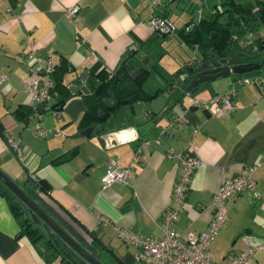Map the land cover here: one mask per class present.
Here are the masks:
<instances>
[{"label":"crops","instance_id":"1","mask_svg":"<svg viewBox=\"0 0 264 264\" xmlns=\"http://www.w3.org/2000/svg\"><path fill=\"white\" fill-rule=\"evenodd\" d=\"M223 1L214 3L211 13ZM235 1L250 5L260 0ZM205 4H208L206 0H172L155 11L172 24L175 23L171 17L179 20L180 24H175L174 33H177L193 24L196 7L198 18H204ZM70 6L78 7L74 20L65 18ZM150 11L149 0H17L15 6L8 0H0V76L8 75L0 84L4 92L3 99L0 97V169L18 185L29 173L45 180L48 188L43 195L54 210L80 230L66 214L67 210L83 228L111 248L123 264H136V248L122 242L116 228H128L144 236L162 235L161 219L164 211L173 206L174 185L180 173L178 153H190L200 160L190 177L183 209L172 224L181 234L208 227L213 215L214 192L246 166L257 165L253 179L256 188L264 193V87L237 84L238 74L217 78L193 95L185 96L181 105L174 102L178 91L173 94L166 90L159 94L168 99L162 114L150 119L144 112L135 116L128 112L124 126L115 123L113 129H105L103 123L100 133L81 135L87 129H83L85 122H80L90 97L88 92L71 91L70 86L76 85L78 90L84 86L89 91L87 77L82 80L81 76L84 73L89 76L94 65L97 71L104 67L115 71L131 55L151 56L154 48L161 46L162 37L150 28ZM188 13H191L189 20ZM26 34L35 42L39 61L44 60L47 48L52 44L56 47L54 76L61 88L55 95L64 96L65 101L54 106L58 101L54 96L47 104L37 107L44 111L43 126L61 128L60 136L40 139L25 128L32 123L31 119L24 122L13 114L19 106L30 104L22 80L28 70ZM251 37L255 41L263 39L261 19L254 22ZM178 38L184 53L201 56L197 47L190 48ZM236 43L239 46L238 40ZM236 55L240 57L238 54L230 57ZM183 58L170 69L159 64L166 72L173 73L182 67L187 56ZM149 60L153 62L151 57ZM60 64L63 67L57 69ZM149 81H153L152 85L147 84L152 90L163 88L166 83L158 75ZM232 85L237 89L234 109L226 115L216 118L209 111L192 107L195 98L208 100ZM53 111H58L59 116ZM176 115H183L185 121L174 128L171 122ZM133 132L135 137L128 139ZM8 138L19 139L26 147L22 161L8 147ZM145 141L149 142L148 147L139 162H133L135 149ZM167 150L173 151V157H166ZM109 159L133 167L127 184H103ZM227 213V221L209 246L217 264L229 263L232 255L247 248L243 236L254 247L264 240V205L252 190L228 200ZM100 217L108 223H103ZM18 233V222L6 197L0 193V264H50L52 260L47 262L37 246ZM103 253L111 256L107 251ZM247 264H264V249H256Z\"/></svg>","mask_w":264,"mask_h":264},{"label":"built area","instance_id":"2","mask_svg":"<svg viewBox=\"0 0 264 264\" xmlns=\"http://www.w3.org/2000/svg\"><path fill=\"white\" fill-rule=\"evenodd\" d=\"M170 1L172 0H149L151 10L149 25L153 32H171L174 29L167 18L155 11L163 3ZM64 14L67 20H74L78 15V7L70 6ZM24 42L27 48L25 60L28 66L27 75L22 79L25 91L29 94L31 104L44 103L52 98L54 87L52 74L55 65L56 47L52 44L47 48L44 60L39 61L34 40H31L26 34ZM238 42L240 47L249 45L252 52L258 50V45L253 42L251 32H248ZM7 78L8 75L1 74L0 84ZM235 79L237 84H253L258 87H264V69L261 68L238 74ZM236 92L235 85H232L225 92L215 94L208 100L195 98L193 106L209 111L212 116L220 118L234 109L233 98L236 96ZM53 112L54 115L59 116L58 111ZM28 119H31L32 123L25 128L40 139L47 138L49 135H62V130L59 127L48 128L43 126V113L35 106L32 107V112ZM184 121L183 115H177L174 116L171 123L175 128V126L182 125ZM6 143L14 152L16 158L22 161L26 147L21 144L20 140L8 138ZM148 144L149 142L145 141L137 146L133 155V162H139L140 156L148 147ZM165 154L168 158L174 155L172 150H167ZM176 156L180 166V173L174 185L173 206L164 211L161 219L162 235L160 237L144 236L131 229L117 227L118 238L122 242L136 248L134 255L138 262L147 264H217L209 246L227 221V201L234 199L245 190H252L254 197L264 205V193L256 188V183L253 179V173L257 165L252 164L244 167L238 175L220 184L212 197L213 215L205 230L199 232L189 231L181 234L172 228V224L178 219L179 211L183 209L184 200L189 189L190 177L199 166L200 160L190 153H178ZM132 168V166H122L114 159H109L106 171L102 176L103 184L108 185L112 182L127 184L132 176ZM29 177L35 178V175L29 173ZM100 219L103 223H108L104 217H100ZM242 239L247 244V248L237 255H232L227 264H247L256 249H264V240L259 246L254 247L249 243L247 237L243 236Z\"/></svg>","mask_w":264,"mask_h":264},{"label":"trees","instance_id":"3","mask_svg":"<svg viewBox=\"0 0 264 264\" xmlns=\"http://www.w3.org/2000/svg\"><path fill=\"white\" fill-rule=\"evenodd\" d=\"M8 2L11 6H15L17 0H8ZM225 18L228 19L226 25L222 23ZM258 19H261L264 23L263 0L250 3V5L238 3L235 0H224L219 6L217 5L214 7L210 19L200 22L199 26L194 24L190 32H187V30L184 31V29L177 30V34L185 39L190 48L197 47L204 56L214 55L219 58L230 57V54L228 53L230 48H235L237 44L236 40L239 41L248 32H251L254 28V22ZM212 32L213 35H211ZM234 35H236L237 39H234ZM231 39L232 42H230ZM253 42L258 45L257 51L252 52L249 45L244 47L238 46V55H240L242 62L260 63L261 68H263L264 37L259 41L253 40ZM162 52L163 51L161 50L153 62L150 63L149 61L146 65L142 63V58L131 55L126 61H123L115 71L107 70L105 67L97 71L94 69V65L88 73L89 76H86L90 102L88 103L87 109L80 122V124L85 122L83 129L93 127L92 132L95 130L97 133H100L102 131L101 124L106 123L115 110L128 107L136 102L151 101L158 97L160 93L174 86L176 78L183 71L184 62H182V67L178 70L173 73H168L163 66L159 64ZM246 53L250 55V58H242L246 56ZM141 66H143L145 70L140 72L136 77H133V70ZM62 67L63 66L60 64L57 66V69ZM153 75H158L166 81L163 88L152 90L147 86L148 81ZM52 76L55 83L52 95L58 99L54 106H61L65 101V97L53 94V91L57 92L61 87L58 85V78L54 76V70ZM109 99H113L116 102V108L109 107L105 104V100ZM99 110H102V113H99ZM30 112L31 106L23 105L14 110L13 114L19 120L26 122ZM97 125H99V127H97ZM20 187L31 200H33L60 227H62L63 230H65L78 244L96 259L100 260L99 254L103 251H107L117 264H123L111 248L105 245L92 232L83 228V226H81V224L77 222L67 210L64 211L80 230L82 229V231L87 233L89 236L88 239L81 234L79 229L76 230L72 224L68 223L54 210L43 195L48 188L45 180L30 178L28 176ZM0 193L6 197L10 210L18 222V236L25 235L34 245L37 246L40 254L47 262L60 258L65 264H90L71 248L61 236L51 229L1 180Z\"/></svg>","mask_w":264,"mask_h":264},{"label":"water","instance_id":"4","mask_svg":"<svg viewBox=\"0 0 264 264\" xmlns=\"http://www.w3.org/2000/svg\"><path fill=\"white\" fill-rule=\"evenodd\" d=\"M193 12V22L201 21L204 18H198V8ZM192 29V28H191ZM161 37H166L170 32L159 33ZM213 35V34H211ZM232 42V39L230 40ZM184 58L181 57V60ZM185 61V62H184ZM183 62V71L178 75L175 81V85L168 88L170 93L178 91L174 102L179 105L182 104V100L185 96L193 95L200 89L210 85L214 80L220 77L227 76L229 74H242L245 72H251L259 70L261 68L260 63L251 62H238V57H223L219 58L214 55L204 56L201 53L200 57H194L187 55V59ZM149 62V57L144 56L142 63L146 65ZM144 67H138L132 72V76L136 77L140 72L144 71ZM87 74L84 73L81 76L82 80H85ZM71 91H78L87 93L86 87L81 86L78 90L76 85L70 86ZM165 95H160L151 101H140L128 107L115 110L105 123V129H113L115 123L119 126H124L127 122V115L135 116L137 113L144 112L150 119L162 114V109L167 102ZM105 104L109 107L116 108V102L113 99L105 100ZM102 113V110H99ZM101 127V126H100ZM102 129V127H101ZM93 131V127H89L81 135L90 134ZM0 180L12 190L24 203H26L51 229H53L62 239H64L71 248H73L81 257H83L90 264H103L100 260L96 259L89 252H87L80 244H78L62 227H60L44 210H42L33 200H31L22 188L14 182L5 172L0 169Z\"/></svg>","mask_w":264,"mask_h":264},{"label":"rangeland","instance_id":"5","mask_svg":"<svg viewBox=\"0 0 264 264\" xmlns=\"http://www.w3.org/2000/svg\"><path fill=\"white\" fill-rule=\"evenodd\" d=\"M206 1H207L208 4L204 5L203 16H204L205 19H208V18L210 19L212 17V14H213V12L211 13L213 4L216 3L218 0H206ZM190 14L191 13H188V15H187V19L188 20L191 17ZM205 16H207V17H205ZM171 20H172L173 23H175L177 25L180 24V21L176 20L174 16L171 17ZM227 21H228V19L225 18L224 22H222V23L226 25ZM199 23H200L199 21H197L196 23L193 22V24H191V25H189L187 27V32H190L192 30L191 28H193L194 24H197V26H199ZM175 24H172L174 29L170 32V34L168 36H166V37H162L161 38V41H162V43L160 42L161 46H159V47L156 46L154 48V50H153L152 55L151 56L148 55L149 59L151 57V59L154 60L155 57L157 56V54L160 52V50L162 48L163 56H160V58L161 57L162 58L160 59L159 62L163 63L168 69H170L173 66L178 65V63L181 62V57H186L187 56V54L184 53V51L182 50V46H181V44L179 42V38H178L179 35L177 33H174L176 31L175 30ZM211 34H213V32ZM181 41H182V43L186 44L185 39L183 37H182ZM238 52H239L238 45L235 48H230V50H229L230 54H238ZM247 57L250 58V55L248 53H246V56H244L242 58H247ZM149 82L150 83H148V86L152 85L153 81H149ZM3 94H4V92L1 89L0 90V97L2 99H3ZM39 105L41 106V104H39ZM95 133H96V131L94 130L93 134L96 135ZM16 183H18V182H16ZM19 185L21 186L22 184H19ZM99 257H100V260L102 261V263H104V264H115L113 258L111 256H108V254H106V253L102 252L101 254H99ZM59 260L61 261L60 258H56V259L52 260L50 262V264L53 263V262H54L53 264H57V263L61 264L59 262ZM134 260H135L136 264H142V262H138L136 260L135 255H134Z\"/></svg>","mask_w":264,"mask_h":264},{"label":"bare ground","instance_id":"6","mask_svg":"<svg viewBox=\"0 0 264 264\" xmlns=\"http://www.w3.org/2000/svg\"><path fill=\"white\" fill-rule=\"evenodd\" d=\"M54 86H55V83H54ZM53 90H54V87H53ZM53 94H55V91H53ZM52 97H53V95H52ZM50 100H51V99H50ZM50 100H48V101H46V102H44V103H33V104H31V101H30L29 106H31V112H32V107H33V106H35L39 111H41L40 108L37 107V104L45 105V104H47ZM152 100H153V99H152ZM144 102H145V101H144ZM192 107H194V106H193V103H192ZM118 110H119V109H118ZM162 111H163V110H162ZM41 112L43 113L44 111H41ZM30 114H31V113H30ZM176 116H177V115H176ZM44 127H45V126H44ZM49 136H54V135H49ZM49 136H48V137H49ZM6 142H7V139H6ZM141 144H142V143H141ZM141 144H140V145H141ZM148 145H149V144H148ZM138 146H139V145H138ZM165 155H166V154H165ZM132 171H133V168H132ZM131 177H132V176H131ZM129 180H130V179H129ZM110 184H111V183H110ZM108 185H109V184H108Z\"/></svg>","mask_w":264,"mask_h":264},{"label":"clouds","instance_id":"7","mask_svg":"<svg viewBox=\"0 0 264 264\" xmlns=\"http://www.w3.org/2000/svg\"><path fill=\"white\" fill-rule=\"evenodd\" d=\"M134 137H135V133L133 132V133L129 134V136L127 138L128 139H133Z\"/></svg>","mask_w":264,"mask_h":264},{"label":"flooded vegetation","instance_id":"8","mask_svg":"<svg viewBox=\"0 0 264 264\" xmlns=\"http://www.w3.org/2000/svg\"><path fill=\"white\" fill-rule=\"evenodd\" d=\"M238 62H242L240 57H238Z\"/></svg>","mask_w":264,"mask_h":264}]
</instances>
